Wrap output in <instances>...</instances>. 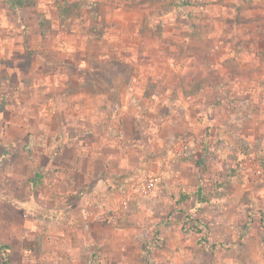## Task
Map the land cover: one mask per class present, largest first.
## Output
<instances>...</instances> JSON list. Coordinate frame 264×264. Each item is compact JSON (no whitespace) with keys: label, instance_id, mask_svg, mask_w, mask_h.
Instances as JSON below:
<instances>
[{"label":"rangeland","instance_id":"1","mask_svg":"<svg viewBox=\"0 0 264 264\" xmlns=\"http://www.w3.org/2000/svg\"><path fill=\"white\" fill-rule=\"evenodd\" d=\"M77 1L0 0V246L10 264H264V24H242L264 0ZM95 15L103 30H92ZM194 59L255 78L211 88ZM241 97L251 119H237ZM123 120L127 167L104 185L109 168L80 156L90 173L67 181L62 162L75 149L64 137L117 155L108 139ZM83 216L97 222L86 232Z\"/></svg>","mask_w":264,"mask_h":264},{"label":"crops","instance_id":"2","mask_svg":"<svg viewBox=\"0 0 264 264\" xmlns=\"http://www.w3.org/2000/svg\"><path fill=\"white\" fill-rule=\"evenodd\" d=\"M248 11L252 12L251 13L252 14V19L244 20V21H242V24L244 26H250V27H247V28L252 29L253 31L259 30L262 27V25L264 24V22L262 21V20H264V17H263L264 4L263 5H260V4L254 5L253 7L248 9ZM250 55L252 57H254V59H255L254 63H256L257 55H258L257 51H253L252 53H250ZM238 60H240L239 56H238ZM239 68H240V70H239V73L236 74V78L232 77V76H230V78L237 79L238 80V84L242 81L244 83L243 85L246 84V81H251L252 82V79L255 78L254 76H252V74H254L252 72H254L255 70H252V72L250 73L251 74V77H250V75L246 76L247 74H246V72H244V70L242 71V65L241 64H240ZM226 72L229 73L228 71H226ZM226 72H224V73H226ZM249 79H251V80H249ZM254 84H253V87H252L253 90L247 89L246 90L247 93H249V91H257V88H256V86ZM258 85H259V83H258ZM240 86H241V88H243L242 85H240ZM101 94H103V93H100L99 91L96 93V95H101ZM239 99H240V101H238V102L242 101L244 103V106H243L244 109H246V107L249 108V105L252 103L251 98L241 97ZM121 108L123 109V106L120 107V109ZM249 109H251V108H249ZM246 111H247V109H246ZM250 113H249L250 117L249 118H245V119H251L252 118V114H250ZM128 121H129V119H128ZM123 122H124V126L122 127L120 132L117 134L118 137H109V139H108V143H109L108 146H112V147H117L118 148L119 153L117 155H111V154H108V153L106 154L105 151L100 150V149H97V150L94 149L91 154H87V153L84 152L85 147L83 146L84 143H83L81 137H64L66 140H68L67 147L68 146H73L74 149H75V156L72 155V158H68V161L66 160V161L62 162V167L64 169H66L65 171L62 170V173H65V175L67 176V181H69V177L71 175L75 174V173H77V174L79 173V174L83 175L84 177H86V175H88L90 173V170L86 166H85L86 168L83 169V166L80 165L81 164L79 162V157L80 156H83V157L88 158V159H94V158L97 159L98 158L100 160V163H102L103 169L109 168V170H108L109 172H108V174L106 176L107 178L103 179V181L101 180L104 185H106V180H108L110 175H113L115 172H117V171H114L115 169L120 172L121 170H124L127 167V165H126L127 163H126L125 158L123 157V154H125L124 145L127 144V142H128L130 137H128V132H126L127 128L125 126L128 123H127V121L125 123V120H123ZM133 123L137 124V123H135V120H133ZM131 138H130V140H131ZM94 148H97V147H94ZM112 162H113V164H112ZM111 164L116 166V168L113 167V169H112L111 168V166H112ZM95 223H97V222H96V219L94 218V216L93 217L92 216H83L82 217V225H83L84 229L87 228L86 230H84L85 232L89 228H91V225L95 226ZM98 225L99 224H96V226H98ZM109 243H110V238L107 239L105 244L108 245ZM121 248L123 249L125 247H121Z\"/></svg>","mask_w":264,"mask_h":264},{"label":"trees","instance_id":"3","mask_svg":"<svg viewBox=\"0 0 264 264\" xmlns=\"http://www.w3.org/2000/svg\"><path fill=\"white\" fill-rule=\"evenodd\" d=\"M182 2H183V5L184 4H190V1L189 0H182ZM10 3H11V5H15L16 7H22L23 4H24V0H10ZM96 4H97V2H92L90 0H78L76 2V6L77 7H82L83 6V7H87V8H92ZM73 5L75 6V4H73ZM65 6H66V9H67V7L68 6H71V5H65ZM179 6L183 7L181 4H179ZM94 13H95V11H94ZM40 16L42 17V15H40ZM94 19H95L94 20V23L96 25H94L92 27V30L93 31L94 30L96 31L99 27L101 28L103 26V24L100 23L101 21L98 20L97 15H95ZM97 25L99 27H97ZM100 30H103V29H100ZM100 36H103V32L101 33ZM114 61L115 60L107 59V62H110V63H113ZM195 64L196 65L198 64L201 67L199 69V73H198L199 75L197 77L198 80H199V78L202 79L203 78L202 76L205 74V76L207 75V79L209 80V82H211V84L209 83L208 86H210L211 88L218 89V90L219 89H222V88L225 89V86L227 85V82L226 81H229L231 79L230 78V73H227V72L226 73H222L220 70H218V69L214 68L213 66L209 65L208 62H207V60H202V62H200L197 59H194V61L190 65V68H192V71L191 72H193V70L195 69ZM190 75H191V73L189 75H187V76H184L182 78V81H181L182 86L184 85L183 84L184 83V80L185 79H188ZM202 86H200L198 89H195L193 91L187 92L186 90H184V92H186L188 95H194L199 90L203 89ZM233 100L237 104V111H238L237 119L240 121L243 118H249L250 117L249 113L243 107L244 106V103L242 101L241 102H238V101H240L239 98H233ZM202 191H203L202 190V185H199V187L197 188L198 196L201 194ZM184 197H186V195ZM198 229H199V227H198ZM8 248L9 247L7 245H5V244L0 246V253L3 256H5V255L7 256V257H5V259L7 261L5 264H10V261L8 259V255H7Z\"/></svg>","mask_w":264,"mask_h":264},{"label":"built area","instance_id":"4","mask_svg":"<svg viewBox=\"0 0 264 264\" xmlns=\"http://www.w3.org/2000/svg\"><path fill=\"white\" fill-rule=\"evenodd\" d=\"M187 146V145H185ZM256 172L258 174H261L262 173V168L260 165H258L256 167ZM160 181V175H153L152 177H150V179L140 185H138V189L139 191L146 195V194H150L153 192L154 188L157 186V184L159 183Z\"/></svg>","mask_w":264,"mask_h":264}]
</instances>
